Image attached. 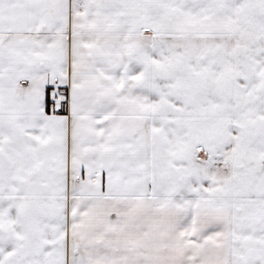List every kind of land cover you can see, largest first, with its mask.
<instances>
[{"label": "snow or ice", "instance_id": "snow-or-ice-1", "mask_svg": "<svg viewBox=\"0 0 264 264\" xmlns=\"http://www.w3.org/2000/svg\"><path fill=\"white\" fill-rule=\"evenodd\" d=\"M0 264H264V0H0Z\"/></svg>", "mask_w": 264, "mask_h": 264}]
</instances>
